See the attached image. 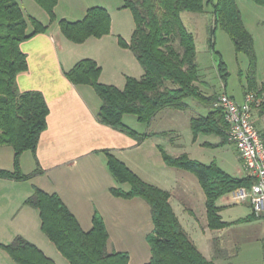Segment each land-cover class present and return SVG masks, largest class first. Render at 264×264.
<instances>
[{
	"label": "trees",
	"instance_id": "16d2710c",
	"mask_svg": "<svg viewBox=\"0 0 264 264\" xmlns=\"http://www.w3.org/2000/svg\"><path fill=\"white\" fill-rule=\"evenodd\" d=\"M35 1L49 14L51 22L56 20L55 8L59 0ZM123 1L122 7L132 11L136 26L129 42L119 36V44L133 52L144 73L140 77L128 75L125 85L119 87L100 80L103 68L90 57L79 60L67 71L73 83L92 86L101 98L98 111L101 122L143 138L145 134H139L125 123L126 115L132 114L140 122L150 123L167 108H186L187 99L193 98L208 109L206 114L192 116L190 120L194 138L201 133L216 134L222 140L215 145L230 142L224 111L216 105L222 91L207 93L201 88L195 34L188 29L182 17L185 11L201 13L207 6H212L214 14L210 38L221 28L230 36L236 53H244L248 57L245 94L253 91L263 98L257 109L264 114V82L258 81L255 40L245 25L237 0ZM251 1L264 7V0ZM59 25L69 40L83 43L90 37L101 38L109 34L112 18L106 7L92 6L81 19L61 18ZM47 28L48 25L38 18L27 16L19 0H0V145H10L15 151L14 169L0 168V178L28 179L39 172H23L20 160L23 152L36 151L40 136L47 128L49 106L41 91H20L17 76L28 68L27 54L21 49V43ZM211 43L215 45L213 41ZM218 69L226 83L230 72L222 57ZM160 150L169 166L188 170L198 177L206 195L209 228L220 229L235 223L264 219V215L251 213L232 222L225 221L221 215L223 206L218 203L222 196L238 187H251L256 181L254 177L233 175L217 162L204 163L190 157L187 152L173 155L163 147ZM105 154L107 166L118 184L111 188L112 193L124 198L142 197L151 205L154 229L147 237L152 252L148 264H216L200 250L183 226L170 202L168 190L145 181L109 150ZM26 203L39 209L42 230L71 264H129L128 252L109 250V232L99 211L93 216V227L85 231L57 193L36 188ZM215 244V253H219L218 243ZM3 247L19 264H57L22 236Z\"/></svg>",
	"mask_w": 264,
	"mask_h": 264
},
{
	"label": "crops",
	"instance_id": "0c3cea01",
	"mask_svg": "<svg viewBox=\"0 0 264 264\" xmlns=\"http://www.w3.org/2000/svg\"><path fill=\"white\" fill-rule=\"evenodd\" d=\"M19 1L27 16L38 18L48 28L21 43V49L27 54L28 68L18 74L17 84L20 91H41L49 106V114L47 128L40 136L36 151L23 152L20 160L23 172H39L28 179L0 178V263L19 264L3 245L22 236L36 244L57 264H71L42 230L39 209L26 203L36 188L59 194L85 231L93 227V216L99 211L109 232V250L128 252L129 264L149 263L152 252L147 237L154 229L151 205L142 197L124 198L112 193L111 188L118 184L107 166L105 151L109 150L145 181L170 192V202L183 226L200 250L208 258L214 259L216 264H237L236 261L241 258L246 260L239 264H264V219L235 223L220 229L209 228L206 195L198 177L188 170L169 166L162 157L160 147L165 148L168 133L164 128L153 126L160 112L150 123H142L130 114L125 116V123L139 134H145L143 138L101 122L98 117L101 98L92 86L73 83L67 71L79 60L90 57L103 68L100 80L115 84L112 82L113 76L108 78L105 74V65L110 60L93 54L94 50L90 47L96 43L90 39L83 43L69 40L59 25V20L65 16L59 17L56 13L57 19L51 22L49 14L35 0ZM248 7L249 20H246L241 10L245 25L254 36L259 59L258 81L262 83L264 9L253 5ZM87 9H83L82 15H85ZM124 39L127 42L130 40ZM123 49L130 51L126 47ZM117 62L122 63L119 59ZM143 73L141 69L138 77ZM127 76L121 78L122 81H126ZM244 96L245 90L239 99L234 97L243 101ZM254 116L260 120L264 114L256 109ZM255 124L264 133L257 121ZM175 144L181 149L185 146L184 143ZM14 156L12 146L0 145V168L14 169ZM244 171L240 176L246 174ZM125 187L128 185L125 184ZM226 195L218 203L223 206V219L232 222L237 219L224 216V210L231 205ZM249 206L251 209L246 216L254 213L251 203ZM197 224L202 227L208 239V253L202 250L194 237L193 229ZM186 225H190L192 230ZM216 242L219 253H215ZM254 242L262 244L261 253L258 254V260L248 261L251 249L246 247Z\"/></svg>",
	"mask_w": 264,
	"mask_h": 264
},
{
	"label": "rangeland",
	"instance_id": "374dc122",
	"mask_svg": "<svg viewBox=\"0 0 264 264\" xmlns=\"http://www.w3.org/2000/svg\"><path fill=\"white\" fill-rule=\"evenodd\" d=\"M21 1L22 3L25 2L24 0ZM237 2L245 14L246 20H249L248 17L250 16L249 5L264 9V7L255 4L251 0H237ZM123 3V0H59L55 9L59 17L65 16L64 18L69 20L81 19L84 16L82 15L83 9L87 7L103 6L109 10L112 18L111 32L109 35H105L106 37L103 36L104 38L90 37V41L96 43L91 45L90 49H93V54L100 58L103 56V59L110 60L105 65L107 66L105 74L108 78L113 76L112 82L119 87L125 85V81H122L125 75L138 77L140 70L143 69L131 50L125 51L123 46L117 44L119 36L130 39L136 26L132 11L129 8H123ZM182 17L188 29L195 34L198 62L200 64V80L202 81L199 82L201 88L207 93L227 90L230 95H234L239 99L243 94L244 85L247 83L248 57L244 53H236L234 44L225 30L219 28L214 37L210 38V28L214 25L212 6H207L206 10L201 13L185 11ZM212 41L215 43L214 46H212ZM221 57L227 63L230 72L226 83L223 82L218 69ZM261 57L263 59L264 55H261ZM118 59L122 63L117 62ZM117 66L119 68L115 69ZM187 104L184 109L167 108L161 111L153 124L154 128L166 129L168 133L167 143H165L166 150L173 155L186 151L190 157L204 163L215 161L228 172L237 176L244 173V166L234 143L228 142L224 145H215L222 140L216 134L201 133L196 139L194 138L190 120L192 116L205 114L207 111L196 99L188 98ZM255 110H253V113ZM253 120L254 122L257 121V124L264 130V116L260 120L254 116ZM171 141L174 143L172 144ZM206 141L212 142L213 145L205 144ZM176 142L184 143V148L181 149L175 144ZM240 169L242 170L240 171L241 174L239 173ZM226 199L231 205L224 210L225 218L240 219L250 212L249 201L235 203L232 200V193H228ZM185 224H187V221H185ZM186 226L192 230L190 225ZM193 231L199 246L205 253H208V239L202 231V227L197 224ZM261 246L262 244L254 242L246 247L251 249L250 254L247 256L248 261L258 260ZM245 260L241 258L236 263L239 264ZM3 264L5 263L3 262Z\"/></svg>",
	"mask_w": 264,
	"mask_h": 264
},
{
	"label": "built area",
	"instance_id": "2783aa9c",
	"mask_svg": "<svg viewBox=\"0 0 264 264\" xmlns=\"http://www.w3.org/2000/svg\"><path fill=\"white\" fill-rule=\"evenodd\" d=\"M262 102L263 98L253 91L246 92L243 101L222 91L216 103L224 111L228 139L237 148L245 175L256 179L251 187L241 186L232 191V200L249 201L256 216L264 215V133L253 120V110Z\"/></svg>",
	"mask_w": 264,
	"mask_h": 264
}]
</instances>
